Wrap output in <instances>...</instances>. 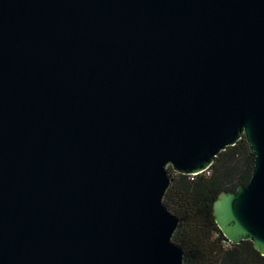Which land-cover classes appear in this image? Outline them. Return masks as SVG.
<instances>
[{
    "label": "water",
    "instance_id": "water-1",
    "mask_svg": "<svg viewBox=\"0 0 264 264\" xmlns=\"http://www.w3.org/2000/svg\"><path fill=\"white\" fill-rule=\"evenodd\" d=\"M243 138L213 210L264 256V0H0V264H184L170 169Z\"/></svg>",
    "mask_w": 264,
    "mask_h": 264
},
{
    "label": "trees",
    "instance_id": "trees-1",
    "mask_svg": "<svg viewBox=\"0 0 264 264\" xmlns=\"http://www.w3.org/2000/svg\"><path fill=\"white\" fill-rule=\"evenodd\" d=\"M256 157L246 138L229 147L205 173L174 172L165 196L169 211L180 220L174 242L185 254L184 264H264L253 242L232 244L219 228L213 206L222 192H235L253 176Z\"/></svg>",
    "mask_w": 264,
    "mask_h": 264
}]
</instances>
